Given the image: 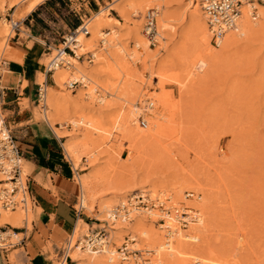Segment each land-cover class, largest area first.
Instances as JSON below:
<instances>
[{
    "label": "rangeland",
    "instance_id": "obj_1",
    "mask_svg": "<svg viewBox=\"0 0 264 264\" xmlns=\"http://www.w3.org/2000/svg\"><path fill=\"white\" fill-rule=\"evenodd\" d=\"M27 1L25 0V2ZM117 1L116 3L115 0H90L91 5L87 3L86 9L83 10L78 1L73 2L72 8H70L68 2L66 5L65 2L59 0H44L34 9L38 12V16L35 15L36 12H31L34 20L29 24V19L32 18L30 12L21 13L19 16L13 15L15 6L11 0H5L3 6L0 7V21L2 19L6 23L5 34L9 38L8 46H12L17 37V34L13 37L14 32L10 29V17L15 21H20L19 27L22 29L19 31L20 37L30 40L29 44L35 42L42 46V73L51 51L53 54L54 48L60 43L61 35L79 23L77 16L70 9H76L80 15L86 13L91 17L105 6H110L109 16L112 17V20L110 26L102 29V33L109 30L111 32L110 39L121 38L130 47H133L135 40L133 34L138 24L136 16L132 13V9L125 7L122 3L124 0ZM56 2L59 3L54 5ZM163 2L165 9L172 14V18L174 17V22L172 21L174 24H172L176 31L173 32L165 28L164 34L161 32L165 37L164 40L159 41V45L154 48L149 45L148 47L155 51L160 49L162 53L160 57L163 59L173 60L175 58L174 60H176L174 57L176 56L174 51L177 52L176 47L180 49V47L188 46L186 51H189L190 48L197 45V41L195 44L193 43L194 39L198 37L197 27L191 21V16L197 14L199 16L203 12L200 8L201 2L200 0H163ZM120 3H122L121 6ZM155 4L151 3L148 8L144 9L140 17L142 18L144 13L153 7H157L161 13L162 7L159 3V7ZM261 6H263L261 7L262 15L257 18L260 22L257 33L245 40H240L235 47L225 51V54L214 62H203L201 70L193 69L191 73L193 77L183 90H179L178 86L171 81H168L164 88L158 87L159 79L154 78V74L150 76L148 73H144L141 74L142 77L139 74L138 79L134 78V80L136 79L134 83H137L138 87H141L147 95L152 91L161 92L164 90L168 94L171 93L170 96H174L173 101L175 100V103L177 101L176 105L180 107L178 109L176 106L178 111L174 114V116L177 115L174 118L175 121L160 139H152L142 144L131 143L108 120L121 102L114 96H107V102H98L99 96H106L103 90L104 85L105 88L107 85L114 88L117 84L121 83L117 85L121 86L128 83L130 78L124 76L114 61L109 59L112 48L108 46L102 50L99 47L98 41L102 35L97 36L96 49L92 52L96 55L94 62L88 64L84 61L76 64V67H82L81 69L86 67L87 70L97 71L98 81H100V85H103V88L102 85L97 87L96 94L93 92L90 98L87 97L89 96L87 89L83 86L71 90L66 87V80L62 86L58 85L57 96L67 99L60 114L70 112L74 106L78 112L82 110L88 113L94 111L91 115H95L98 111L100 115L96 114L97 116H95L104 126L103 131L90 134L81 125L75 127L68 124L66 126L67 116L59 120L58 115L55 116L56 118L54 117L51 126L53 128L54 123L60 125L61 122L64 126L62 132H58L56 128H53L54 131L68 135L64 144L70 142L74 146L78 145L76 155L68 156L65 153L73 163L74 169L79 172L78 175L88 176L91 203L90 207L84 208L83 211L96 217L98 220L95 222L98 224L86 227V234L91 228L104 225L110 236L109 221L107 212L103 209L104 205L111 209L140 190L149 191L155 196L158 193H163L162 188H152L149 185L147 188L130 191L140 183L149 181V184H157L160 181L170 186L177 183L172 187L178 188L177 185H182L183 201L188 200L184 197L186 191L194 192V196L204 197V209L201 210L203 225L201 224L199 227L205 230L193 245L186 264H191V262L192 264H214L216 261H227L228 264H264V4ZM116 20L121 23H117ZM142 23L143 18L139 26L141 34ZM114 29L120 38H115ZM145 40L148 44L146 38ZM165 40L166 43H164ZM0 42V59L12 60L3 48V39ZM133 48L136 51L137 47ZM210 48L214 51L217 47L213 46L210 41ZM192 50L190 49V51ZM129 52L130 50H128ZM194 56L195 54L190 55L191 61H201ZM103 58H107V60L105 61ZM138 65L140 66V64ZM109 69L111 70L109 71ZM72 70L74 68H70V71ZM5 75L6 73L2 75V84H4ZM124 79L125 81H123ZM47 80L48 84H53L49 77ZM41 82V79L38 78V83ZM24 85H26L25 80L20 86L21 91ZM35 104L37 105L35 110L39 112L37 118L45 121L40 105L37 102ZM141 110L139 115L145 118L146 116L142 115ZM1 117L5 118L2 110ZM139 117H136V123H132L135 130L137 128L144 129L139 124ZM145 120L147 119L145 118ZM99 132L101 133L99 134ZM85 137L92 138V141L88 146L81 147L80 143ZM23 169L27 175L28 170L25 164H23ZM73 178L78 180L76 175ZM187 182L189 183L187 184ZM177 188H171L170 194H175ZM86 191L88 194L87 188L85 193ZM173 205L181 207L180 205H186V203H177L176 205L175 202ZM27 208L30 212V204L27 205ZM189 208L191 210V207ZM139 218L145 227H149L150 217L140 215ZM31 220L32 215L30 216ZM157 220L151 224L154 228H158L159 224L163 223ZM23 222L24 220L20 222V225H24ZM115 224L116 227L114 226L113 231H118L120 234L122 223L116 221ZM6 225L9 224H2L0 227ZM27 226L28 229L31 228L29 223ZM9 227L12 226L9 225ZM4 229L8 230L6 227ZM135 229H138V226ZM135 232L132 229L129 233L121 235L118 243L113 244L114 247L110 244V247H119L127 237L134 238L136 242L134 246L138 249L142 248L143 257H148L144 250H152L151 264H153L154 251L151 247V233L147 232L146 237H142L140 233ZM70 233L61 235L54 233L45 236V245L42 250L48 261L53 262L56 249L64 245V241ZM162 234L166 236L165 232ZM76 236L75 233L74 237ZM21 238L22 234L14 236L9 232L7 242L15 243ZM82 238L83 236L80 239ZM145 241L147 242L144 243ZM7 249H12V247ZM209 251L212 253L210 254ZM83 252L85 253V251ZM8 259L11 261L9 264H23L19 250L9 251ZM116 260L117 264H142L133 260ZM163 264H170L169 260L164 258Z\"/></svg>",
    "mask_w": 264,
    "mask_h": 264
},
{
    "label": "bare ground",
    "instance_id": "obj_2",
    "mask_svg": "<svg viewBox=\"0 0 264 264\" xmlns=\"http://www.w3.org/2000/svg\"><path fill=\"white\" fill-rule=\"evenodd\" d=\"M4 1L5 0H0V7L3 6ZM11 1L13 3V6H15L14 11H13V15L19 16L21 13L26 14L29 11H31L35 7V5L40 3L42 0H28L27 2H25V0H11ZM116 1L117 0H115V2ZM117 2H119V1H117ZM122 3L128 9H132L133 10L132 13L136 16V20H137L138 24H137V29L134 31V34H133L134 35L133 38L135 39L133 45L135 47L140 48L141 50L136 49V51H135L133 48L134 46L130 47L127 43H125V41L123 39H121L120 36L117 34V31L115 29L113 32L115 35V38L119 37L120 39H118V38H116L115 40L110 39L111 32H109V30L104 31L102 33V29H104V27H106V26L107 27L110 26L109 24L112 20V17L109 16L110 6L108 7V5H107L103 9H101L100 12H97L96 14H94V16H92L88 19L87 22H88V29H89L90 34L86 37L82 36L81 46L78 49H76V54L79 55V54H85V53H92L96 49L95 45H96L97 36L102 35L100 37V39L102 37H105L107 42H106L105 46L101 49L105 50L108 46H110L112 48V50L109 53V59L110 60L112 59V61H114L115 65H116V67L121 70V72L123 73L124 76H126L127 78H130V80L128 83H125L124 85L117 86V85L121 84L119 82L120 84L115 85L114 88H110V86H108V85H107V88H105V85L103 88V85L101 84L103 90L106 93L105 94L106 96L105 97H104V95H103V97L99 96L98 102L104 103L106 101L107 96H110V97L114 96L116 99H118L121 103L119 104V106H117L118 109L115 110L116 113L112 112L113 114L111 113L112 116H109L108 120L111 123H113L114 128L117 129L127 141H129L131 143L134 142V143H141L142 144V143L149 142L152 139H160L163 136V134L168 130V128L171 127L172 123L175 121L174 120L175 116H177V115L174 116L176 111H178L176 108L177 101L175 103L174 102L175 100L173 101L174 96L173 97L170 96L171 93L168 94V92H165L164 90H162V91L160 90L161 92L152 91L147 95V93L143 92V89H141V87L140 88L138 87L137 83L136 84L134 83L136 80V79L134 80V78L138 79V77L144 73H146V74L148 73L150 76L154 74L153 75L154 78L159 79L158 80V83H159L158 87L164 88V86L168 83V81H171L178 86L179 90H183L185 88V86L187 85V82L189 80H191L193 77V75H191L193 69L195 71H197V69L201 70L203 68L202 65L204 63L214 62L216 59H218L223 54H225V51L235 47L239 43L240 40H245V39L249 38L250 36L254 35L255 33H257L258 27H260L259 26L260 22H259V19H257V18L260 17L259 15H262L261 7H263V6H261V5H263V4L257 5V8H258V17L257 18H253L251 16V12H250L251 9H250L249 5L243 6L241 9V16L238 20V24H237L236 29L235 30H228L224 34L221 42L219 43L217 48H215L216 50H214V51L211 50V48H210L211 33H210V29L207 25L206 16L204 15L203 12L202 13L200 12L201 14L199 16H198V14L191 16V21L193 22V24H196V27H197L196 28L197 29L196 34L198 37L197 36L196 37L198 39L195 38L194 39L195 42H193L195 44L197 41V45L194 48H190V49H193L192 51H190V49H189V51H186V48H188V46H184L185 48L184 47L182 48L179 46L181 50L176 47L175 49L177 50V52L172 50L176 53V54L174 53L176 56L171 54V56L176 57V60H174L175 58L173 57L174 58L173 59L174 63H173L172 62L173 60H171V59L166 60L167 58L163 59L160 57L162 55L160 49H159V51L158 50L155 51V50L150 49L148 47V44L146 43L145 38L142 36V34L140 33V30H139V26H140V23H141L142 18H143V17L142 18L140 17V14L142 13V11H144V9L148 8L149 5H151V3L152 4L156 3L155 5H157V6L159 3L160 7H162V11H161V13H159V15L157 17V22H156L158 34L160 35L159 41L161 42L165 38L163 35L164 34L163 30L165 28L170 30V31L172 30L173 32L176 31L175 30L176 28L173 25L174 24L173 23L174 17L172 18V14H170L167 11V9H165L166 7L164 6L163 0H124V2H122ZM122 3H120V6ZM116 5H118V4H116ZM177 20H179V19H177ZM13 21H15V20H13ZM116 21L119 24L121 23L119 20H116ZM9 23H10L11 31H13L14 35H16V33H15L16 31L11 28L12 23L11 22H9ZM5 26H6V23L1 19V21H0V39L1 40L3 39V42H4L3 48L6 50V52L9 54V56L12 60L21 61V59H22L21 53L18 50H16L14 47H12L11 45H9V46L7 45L9 43L8 42L9 38L6 37ZM19 29L22 30L21 28H19ZM106 32H108V33H106ZM164 43H166V40L164 41ZM179 43H182V42H179ZM166 48H164V49H166ZM182 49H185V50L183 51ZM128 50H130L129 53H128ZM53 51L55 53V48ZM171 53H173V52H171ZM53 54L51 51L46 63L48 62V60L50 59V57ZM191 54H195L194 57L200 59L201 61L200 62L195 61L196 63L191 61L190 60ZM67 59L73 63L72 68H74V70L70 71L69 67H57L52 73V79L54 80V82L56 84H58L59 86H62V84L65 82V80H68L70 78L71 79H78L80 77H83L88 81V84L85 87L87 89L86 91L89 95L87 97L92 96L93 92H94V94H96V92H95L96 88L101 87L100 81H98V75H97L98 72L95 70H91V69L87 70L86 67L85 68L83 67V69H81L82 67L78 68V67H76V64L82 63V61H77L76 59H74L70 56H68ZM103 59L105 61L107 60V58H103ZM138 64H140V66ZM74 65H75V67H74ZM112 69H113V67H112ZM110 70L111 69H109V71ZM140 77H142V75ZM40 79L42 82L45 80V73L44 72L41 73ZM123 81H125V79ZM123 81L121 80V82H123ZM106 89H108V90H106ZM112 89H113V91H112ZM179 90H178V92H179ZM56 92H57V90H53L48 85L47 90H46V99L44 102L45 108H42L40 105L42 113H43V117H44L46 123H49V125L52 126L53 120L56 118L55 117L56 115L59 116V120H60V118L63 119L64 117L67 116L68 122L66 120H64L67 122L66 126L68 124H72L75 127H77L78 125H81L90 134H92V132H94L93 134H95L97 131H103L104 130L103 124L96 117L97 116L96 114H99L98 111L95 114L96 115L95 116V115H91L94 111L93 112L90 111V113H88L87 111L83 112V110L82 111L79 110L80 112H78L74 109V107H75L74 106L73 110H71L70 112H65V113L60 114V112L63 108L62 106L65 102H67V99H65V97L64 98L58 97ZM85 94H86V92H85ZM148 99H150V101H153L152 107H149ZM178 105H179V102H178ZM142 108H143V110H141ZM179 108L180 107H178V109ZM77 110H78V108H77ZM140 110L143 113L142 115L146 116L145 118L147 119L146 120L147 124L145 127H143L144 129H138L137 128L135 130L134 127H132V123H136V117L141 116V115H139L141 113V112L139 113ZM105 111H106V109H105ZM179 112H180V110H179ZM76 117H78L79 119H77ZM2 123H4V119L1 117V107H0V124H2ZM60 126L64 127L61 124V122H60ZM100 133L101 132H99V134ZM91 139L92 138L85 137L83 139V141L80 143L81 144L80 146L81 147L88 146L90 141H92ZM64 148H65L68 155L74 156L77 154L76 149L78 148V145L74 146L73 144H71L69 142V143L64 144ZM76 158H78V157H76ZM75 175L78 176L77 182H78V184L80 186V190H81V196H80L81 204L84 208H89L90 203H91L90 202L91 198L89 196L88 176L78 175V174H75ZM157 181H158V179H157ZM159 182L160 181H158L157 184L156 183L155 184H152V183L149 184V181H146V183L145 182H143L142 184L140 183L139 185L135 186V188H133L130 191H134L135 189L147 188L148 185L152 188H162L163 193L170 195V198L172 200L171 201L172 204H174L176 202V205H177V203L181 204L182 202H184V203H186L187 206L189 205V207H191V210H188L189 213H193V214L198 213L200 215L198 222L197 223H189L187 225V227H189V229H186L187 227L184 228L181 225V222L171 215H166L165 213H162V212H159L156 210L150 211V212L139 211V212H136L132 215L131 221L124 223V224L122 223V225L120 226L121 230H119V231H121L120 234L118 233V231H113L114 226L116 227V224H115L116 222L111 223L109 221L108 228L110 229L111 234H110V236L108 235V239H110L108 245L110 247V244L113 246V244L118 243L119 237L121 235H125V234L129 233L132 229H133V231L140 233L142 237H146L147 232H150L151 233L150 237L152 239V246H151V244H150V246L152 247V249L154 251V256L152 257V258H154L153 264H163L164 258L165 259L167 258L169 260L170 264H174V263L186 264V260L189 257V253H190V251L193 250V245L196 244V241H198L199 236L205 230V229L202 230V229H200L202 227H199V226H201V224L203 225V219L201 217V210L204 209V199H203L204 197H202L200 195H197V196L195 195L193 199L185 200V201H187V202H185L182 200L183 199V196L181 194L182 185H180L181 188L179 185H177L178 186V188H177V187H172V186H175L177 183L170 186V185L162 183V182H160L161 183L160 184ZM184 182H185V180H184ZM188 183L189 182H187V184ZM183 185H185V184H183ZM86 188L88 190V194H87V191L85 193ZM171 188H177V191L175 192V194H173V193L170 194ZM201 199H202V201H201ZM103 209L107 213L110 210V208H108V206H105V205L103 206ZM31 212H32L31 209L29 212L28 208L27 209L17 208L14 211L1 212L0 213V225H2V224L18 225L20 223V221H22V220H27V222L29 223ZM202 214H204V213H202ZM140 215H144V216L146 215L147 217H150L151 218V220H150L151 224L153 222H155L157 219H158L157 221L163 222V223L159 224L158 228H160V229L158 230V228H154V226H152L151 224L148 225L149 227H145L142 220L139 218ZM79 223H80V226L78 227ZM137 226H138V229H135ZM86 227H89V225L86 224L85 222H83L82 220H78L76 225L73 227L72 232H71V236H72L73 240L80 239L82 236H84L86 234ZM117 227H118V225H117ZM91 229H93V228H91ZM117 229H119V228H117ZM77 231H78V233H77ZM9 232H11L14 236H17V235H15V232H13L10 229L7 230V233H9ZM162 232H165L166 236H164L162 234ZM75 233L77 235L76 237H74ZM129 238H131V237H129ZM82 239H81V241H82ZM131 239L134 240V238H131ZM125 240H126V238H125ZM146 242L147 241H145L144 243H146ZM238 242H240V241H238ZM134 243H136L135 240L132 244V247L136 248L134 246ZM80 245H81V243L80 244L75 243L74 246H76V248L72 249V251H70V253H69L71 259H74L76 261V264H117L116 259H120L117 256L114 259H110V258H108V256L106 254H103V253L89 254L86 251L84 253L83 251H81ZM129 245H131V244H129ZM110 248L112 250H114L117 247L116 248L110 247ZM136 249H138V248H136ZM141 249H139V250L142 251ZM144 251H145V254L149 256L150 261H148L147 263L142 262V264H151V262H152L151 261V255L153 254L152 250H144ZM209 253L211 254L212 251H209ZM138 262H140V261H138ZM226 262L216 261V263H214V264H228ZM191 264H192V262H191Z\"/></svg>",
    "mask_w": 264,
    "mask_h": 264
},
{
    "label": "built area",
    "instance_id": "obj_3",
    "mask_svg": "<svg viewBox=\"0 0 264 264\" xmlns=\"http://www.w3.org/2000/svg\"><path fill=\"white\" fill-rule=\"evenodd\" d=\"M69 7L72 8L73 3L71 0L67 1ZM77 2V1H74ZM201 9L206 16L207 25L211 33V44L218 46L221 42L224 34L228 30H235L238 24V20L241 16V9L245 5H249L251 9V16L253 18L258 17L257 5L264 4V0H200ZM67 3V4H68ZM80 9V7H79ZM75 16H77L79 23L73 29L64 32L61 35V41L55 48V53L50 57L45 66V80L42 83H36V102L45 108L46 90L48 86L47 77L51 82L52 73L57 67H73V63L67 59L68 56L76 59L77 61H85L88 64H92L95 60V53L76 54V49L81 46L82 36H88V19L86 13L81 14L76 9H70ZM159 15V9L153 7L148 9L143 16V23L141 32L147 39L149 47H156L159 44L160 35L157 30V17ZM23 21V20H22ZM21 21V22H22ZM9 22L12 23L11 28L15 30L17 37H19L20 21H13L10 17ZM108 31V30H106ZM108 33V32H106ZM15 37V35L13 36ZM107 40L102 37L98 41L100 48H103ZM138 50H141L137 47ZM9 61L5 58L0 59V105L2 108L4 100V92L6 91L5 85L2 84L3 73L8 74ZM88 81L80 77L78 79H68L65 82L67 88L74 90L76 87H86ZM15 94L17 89H13ZM149 107L153 106V101L148 99ZM5 119V118H4ZM5 121V120H4ZM139 124L145 127L147 121L140 116L138 118ZM23 151L17 145L10 129L6 126L5 122L0 124V213L14 211L17 208L27 209V205L32 204L30 197V190L28 186V175L24 173L23 169ZM78 174V173H77ZM185 199L191 200L194 198V192L186 191ZM81 190L79 186V193L76 197L75 204L73 206L76 217L80 216L84 207L80 200ZM29 202V203H28ZM181 204H184L183 202ZM181 207H175L170 195L166 193H159L158 195H152L149 191L140 190L136 191L132 195L128 196L123 202L112 207L107 213V219L111 223L116 221L121 223H127L131 221L132 215L136 212H150L159 211L166 215H171L181 222V225L186 228L189 223H197L200 215L189 213V207L186 205H180ZM161 222V221H160ZM105 223V222H104ZM72 232V231H71ZM109 232L103 225L98 228L90 229L87 234L83 236V239H75L71 236V233L64 241V245L59 249H56L55 259L52 264H74L75 261L70 257V251L76 248L75 243H81L80 249L88 252L89 254L103 253L110 259H114L116 256L122 261H140L141 263H147L150 261L149 256L143 257L139 249L133 248L132 244L134 240L127 237L126 240L116 249L112 250L109 247ZM8 233L4 227H0V250H5L8 247H12L22 241V238L15 243L7 242ZM131 244V245H129Z\"/></svg>",
    "mask_w": 264,
    "mask_h": 264
},
{
    "label": "crops",
    "instance_id": "obj_4",
    "mask_svg": "<svg viewBox=\"0 0 264 264\" xmlns=\"http://www.w3.org/2000/svg\"><path fill=\"white\" fill-rule=\"evenodd\" d=\"M59 1L68 5V0ZM74 1H78L83 10L86 9L87 3L91 5L90 0H71L72 3ZM37 5L39 3L35 7ZM35 7L29 11L32 16L29 24L34 20L31 12H36ZM35 15L38 16V12ZM29 43L30 40L20 36L13 41L12 46L21 53L22 59L8 60L9 73L5 75L3 81L7 89L4 92L1 110L5 115L6 126L23 151V164L28 170L27 179L32 200V220L29 221L31 228L28 229L27 220L22 223L24 225L19 223L11 225L12 227L4 226L11 230L15 229L16 231L13 230L15 235L22 234V241L12 246V249L0 250V264L11 263L8 259L11 250H19L23 264H52L46 259L42 250L45 236L70 233L78 220L89 226L98 224L95 222L98 220L96 217L84 211L78 218L74 213L73 206L79 193V184L73 177L79 172L74 169L73 163L66 156L64 141L68 135L54 131L53 128H56L58 132H62L59 124L54 123L52 128L43 119L37 118L39 112L35 110L37 109L36 83L41 75L43 53L41 45L35 42ZM23 80L26 81V85L21 91ZM48 85L53 90H58V84L54 80L53 84ZM13 89H17L16 92L20 95L17 96Z\"/></svg>",
    "mask_w": 264,
    "mask_h": 264
}]
</instances>
